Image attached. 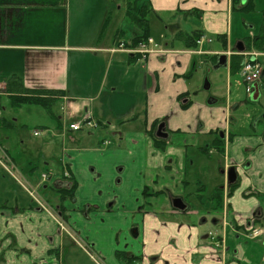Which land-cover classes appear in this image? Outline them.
<instances>
[{"label": "crops", "instance_id": "obj_1", "mask_svg": "<svg viewBox=\"0 0 264 264\" xmlns=\"http://www.w3.org/2000/svg\"><path fill=\"white\" fill-rule=\"evenodd\" d=\"M98 2L0 0V82L7 90L20 82L26 89L64 92L48 110L61 106V114H54L56 129L66 132L57 143H46L49 158L43 160L48 179L36 181L34 159L24 158L27 146L22 143L20 152L11 151L1 138L8 137L17 122L4 117L3 97L12 109L27 105L13 102L10 91L0 95L4 121L0 156L5 157L10 177L17 180L9 187L4 174L8 172L0 166V184L5 186L0 196V264H260L257 254L264 238L254 239L249 231L264 220V133L253 129L252 134L227 135L224 150L218 153L224 163L249 161L250 165L239 169L229 194L220 191L219 201L213 195L212 212L202 217L187 201L186 212L173 209L175 196L170 205L161 203L169 189L156 191L154 174L173 170L175 162L168 161L173 134L206 137L207 148L211 145L215 155V134L238 122L231 117V104L235 102L236 110L241 102L231 89L226 108L212 107L218 99L208 105L191 99L197 88L195 72L205 63L209 72L216 71L220 56L225 55L226 67L220 69H226L232 88V78L240 74L244 60L238 48L264 54V25L261 28L258 19L264 21V0H240L236 7L233 0H148L143 5L149 11L148 21L152 14L180 12L184 20L194 18L199 28L188 31L178 23H167L170 36L166 33L159 45L154 41L146 58L134 61L129 54L116 52L120 43L127 42L122 30L110 46L40 47L21 42L33 16L62 14L76 28L88 15L93 18L99 13L107 29L110 9L106 0L97 8ZM130 24L128 42L141 35ZM194 32L212 43L190 49L176 40L180 33ZM215 41L218 46L212 47ZM89 51L96 56L75 57ZM85 116L96 127L77 135L79 131H71L69 125ZM260 119L258 123L264 122L263 115ZM159 121L165 122L169 138L154 137ZM94 129L109 131L116 142L102 136L95 139ZM208 150L204 154L210 155ZM51 160L58 161L57 175L49 169ZM72 184L76 185L73 198L66 194ZM34 188L43 189L40 197L33 195ZM211 219L215 228L226 233V238L216 237L222 244L219 249L212 241L217 230L206 228ZM230 234L235 238L232 249L227 247Z\"/></svg>", "mask_w": 264, "mask_h": 264}, {"label": "rangeland", "instance_id": "obj_2", "mask_svg": "<svg viewBox=\"0 0 264 264\" xmlns=\"http://www.w3.org/2000/svg\"><path fill=\"white\" fill-rule=\"evenodd\" d=\"M129 0H106L107 5L110 9V19L107 29L104 27V20H101L100 14L97 13L93 16H87L84 21H81V27H74L72 22H68L64 15H53V17H30L27 20L26 31H24L23 36L20 38L21 42L26 44L27 46H101L107 45L110 46L115 38V34L117 31L122 30L124 34V41L130 40V30L129 26L130 20L126 17L127 11V3ZM133 3H137L141 8L144 4L148 3V0H130ZM104 0H99L97 4V8L100 7V4L103 3ZM94 5V2H92ZM94 7V6H93ZM90 9V7H88ZM240 11H237L236 14L242 18ZM158 15H150L149 18V37L156 41V44L160 41H163L164 35H169L168 31L165 29L167 23H178V27L184 30H194L198 27V24L194 18L192 19H182L180 12L175 13H157ZM180 14V15H179ZM174 18V19H173ZM181 18V19H180ZM260 20L261 28L264 25V21L262 18H258ZM172 21V22H171ZM174 21V22H173ZM242 24V19H240ZM169 25V24H168ZM103 26V27H102ZM104 28V29H103ZM260 26L258 27V34H262ZM103 29V32H102ZM52 33H55L52 36ZM102 35H101V34ZM215 40V39H214ZM217 47L218 42L215 41L212 44V47ZM8 52V51H7ZM3 54V52H2ZM97 53L90 52L89 53H75V57L78 58L80 55H90L96 56ZM203 63L206 62V57H203ZM259 62L264 66V57L259 58ZM210 68L205 63L204 65L198 68V71L195 72L196 79V92L191 96V99L195 103H202L208 105V103L212 99H218V104H214L212 107H215L216 110L220 108H226L229 103L228 96L233 94L234 99L240 100V106L238 109H234L235 102L233 101L231 104V117L232 119H237V123L228 125L227 133H241L243 135L252 134L254 132L253 129H256L257 132L264 131V122L258 123L262 115H264V95L262 100L258 104H252L247 102L250 100V94L246 91V85L244 84V79L241 74H237L232 78V88H230L228 75L226 69H220L219 71H211ZM208 80L210 84V89H205V83ZM229 89L232 90L230 94ZM1 95L7 93L6 87L0 91ZM2 103L6 108L4 112V117L6 119L14 120L16 119L15 130H11L6 135L8 137L4 138L3 142L5 145L11 146L9 149L11 151L20 152L22 150V143L27 146L28 154H24L25 157L32 156V161L37 165L35 180H42V174L47 173V169L44 168V164L46 160L49 158V155L46 150V143L54 142L57 143L61 140V136L64 137L66 132L64 130L56 129V119L54 114H61V106L58 104L51 109V113L47 108H44L40 105L36 104H24L27 106H23L21 108L12 109L10 107V100L7 97H3ZM54 116V117H53ZM53 122V123H52ZM254 125V126H253ZM44 127V128H43ZM256 127V128H255ZM230 128V129H229ZM41 130V135L37 138L34 137L36 131ZM96 131L97 137H103L104 139H108V141H115L114 137L109 135V131H105L104 129H94ZM104 130V131H103ZM87 131L83 129L76 133L77 135L83 134V132ZM199 137V138H198ZM5 138H9L7 141ZM211 139V138H210ZM103 140V139H102ZM101 140V141H102ZM95 141V140H94ZM208 140L206 137L197 136H185L183 134L176 135L173 134L172 139L170 140V151L168 155V161L174 163V167L172 171H168L167 173H159L158 171L154 174V179L158 180L156 183V191L165 189L171 192H165L164 199H159L161 203H165L166 205H170V200L173 196L175 197H183L185 201H187L191 208L195 211L199 212L200 215L197 217H202L204 214H210L212 208V197L216 194L217 190L220 186L224 184V179L220 175L218 171L217 162L220 160V156L215 153H212L213 149L210 145L207 148ZM209 149L208 152L210 155L204 154L203 150ZM203 151V152H202ZM171 157L175 160H171ZM213 159V160H210ZM158 162L159 164H163L162 160ZM39 164V165H38ZM169 165V163H168ZM59 164L56 160H51L49 169H52L54 175L59 173ZM5 170V169H4ZM7 171V170H6ZM49 171V170H48ZM8 172V171H7ZM5 177L9 181V187H12L14 182L17 184L15 176L14 180L10 177L11 174L4 173ZM3 175L0 173V178ZM1 180V179H0ZM12 180V181H10ZM1 182V181H0ZM201 186L204 187L203 191H200ZM5 188V186H4ZM2 183L0 184V196L4 191ZM33 195L39 196L40 193L43 192L41 190H31ZM48 196H52L50 190L48 191ZM199 195V197H197ZM40 197V196H39ZM166 199V200H165ZM210 217H208L209 219ZM201 223V219L199 220ZM216 226H214L213 221H209L206 228L214 230ZM264 220L261 223L256 224L255 228H263ZM217 230V231H216ZM216 235L215 238L220 234L222 238H226V233L222 232L220 228H215ZM236 236V235H235ZM228 248L234 247V235L230 234L228 237ZM258 258L260 260V264H264V246L259 244V252Z\"/></svg>", "mask_w": 264, "mask_h": 264}, {"label": "trees", "instance_id": "obj_3", "mask_svg": "<svg viewBox=\"0 0 264 264\" xmlns=\"http://www.w3.org/2000/svg\"><path fill=\"white\" fill-rule=\"evenodd\" d=\"M240 3V0H233V7L238 6ZM146 6H142L141 8L138 7L137 3H133L130 0L128 1V19L131 21L132 24H134L137 29L140 31L141 35L138 37L133 38L130 42H125L126 46L128 47H134L138 45L139 43L146 42L149 39V21L147 19V16L149 14V11ZM139 8V9H138ZM202 37V35L198 32H194L192 34H178L176 37L177 41H184L187 43V47L197 48V40H199ZM262 48V45L258 47L260 50ZM139 56L136 55V57L133 59L136 60ZM239 64L237 66V72L239 69ZM234 71V70H233ZM19 82V81H18ZM19 83L13 85V89L7 90L10 91L9 93H12V99L13 102H17L18 105L23 104H38L44 108H49V104L53 103L58 99L59 97L64 96V92L62 91H47V90H35V89H26L23 87V85H19ZM4 121L0 120V126L1 128H4L3 125ZM75 184H72L71 189L66 192V194L69 197L73 198L74 191H75Z\"/></svg>", "mask_w": 264, "mask_h": 264}, {"label": "built area", "instance_id": "obj_4", "mask_svg": "<svg viewBox=\"0 0 264 264\" xmlns=\"http://www.w3.org/2000/svg\"><path fill=\"white\" fill-rule=\"evenodd\" d=\"M205 41L208 43H211V40H205V38H201L197 41L198 45H202ZM154 43L153 39H149L147 43H140L136 48H126L124 44H121L117 51L119 52H126V53H135L140 55H146L149 53V45H152ZM261 55L256 52L252 53H246L245 59L242 64L241 68V75L244 79V82L248 86V92L251 91L252 86L254 83L258 82L261 78L262 74V64L259 62V57ZM5 88V85L0 82V91ZM1 94V92H0ZM96 127V124L94 121L91 120L89 116H85L82 120L74 122L70 124L69 128L73 132H78L83 129L89 130ZM41 132L37 131L35 132V136H39ZM0 160H3L0 158ZM1 163V161H0ZM43 179H46V176H43ZM253 237H264V229L255 230L253 231ZM218 246V245H217Z\"/></svg>", "mask_w": 264, "mask_h": 264}, {"label": "flooded vegetation", "instance_id": "obj_5", "mask_svg": "<svg viewBox=\"0 0 264 264\" xmlns=\"http://www.w3.org/2000/svg\"><path fill=\"white\" fill-rule=\"evenodd\" d=\"M259 85V93H256L254 91V87L258 86ZM253 87V90L252 92L250 93V100H247V102L249 103H252V104H258L261 100H262V97L264 95V71L262 72L261 74V79L259 81V83H256ZM252 97H257V100L256 102H253L251 99ZM261 103V102H260ZM259 103V104H260ZM264 116V115H263ZM228 131L224 130V131H219L215 134V139L216 141L218 142V144L215 145V153H220L222 150H224V146H223V142L225 140V138L227 137V135H229V133H227ZM261 133H264V131L262 130ZM153 134H154V137L156 139L158 138H169V134L167 133L166 131V124L165 122H157L155 125H154V128H153ZM161 136H160V135ZM230 136V135H229ZM220 143V144H219ZM203 150V149H201ZM204 151V150H203ZM219 155V154H218ZM220 156V155H219ZM217 165H218V171L220 173V175L223 177L224 179V184L222 186L219 187V189L217 190L216 194H215V199L217 201H219V198H220V191L224 192L225 190L227 191V193L229 194V191L231 190V188H233L235 186V184H229V170L231 168H235L236 171H238L239 173V169L241 170H246L247 167H249L250 165V162L249 161H244L241 165H237L235 163L233 164H230V165H227V163H224V160L220 157V160H218L217 162ZM239 178V177H238ZM221 189V190H220ZM157 194L160 193V192H156ZM156 195V194H154ZM175 199H181L184 204H185V200L183 198H180V197H177V198H173L172 199V207H173V201ZM186 205V204H185ZM174 209V208H173Z\"/></svg>", "mask_w": 264, "mask_h": 264}, {"label": "water", "instance_id": "obj_6", "mask_svg": "<svg viewBox=\"0 0 264 264\" xmlns=\"http://www.w3.org/2000/svg\"><path fill=\"white\" fill-rule=\"evenodd\" d=\"M239 52L242 53L245 51V48L242 47V48H238ZM130 58H134L135 55L132 54L129 56ZM226 64H227V57L225 55H222L220 56L219 58V62L217 64V66L214 67V70H219L220 68L222 67H226ZM210 71V70H209ZM205 89L206 90H209L210 89V84L208 82V80H206V83H205ZM254 91L256 93H259V85L254 87ZM253 102H256L257 100V97H252L251 99ZM212 102H209V104H211ZM160 135V134H159ZM161 136V135H160ZM229 184H236L237 181H238V177H239V173L238 171H236L235 168H231L229 170ZM173 208L177 211H180V212H186L187 211V206L184 204V202L181 200V199H175L173 201Z\"/></svg>", "mask_w": 264, "mask_h": 264}]
</instances>
